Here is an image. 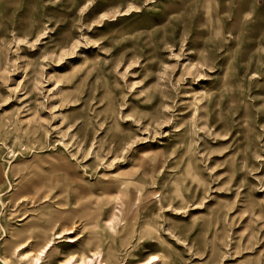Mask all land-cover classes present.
I'll return each instance as SVG.
<instances>
[{"label": "rangeland", "instance_id": "obj_1", "mask_svg": "<svg viewBox=\"0 0 264 264\" xmlns=\"http://www.w3.org/2000/svg\"><path fill=\"white\" fill-rule=\"evenodd\" d=\"M38 225L44 264H264V0H0V264Z\"/></svg>", "mask_w": 264, "mask_h": 264}, {"label": "bare ground", "instance_id": "obj_2", "mask_svg": "<svg viewBox=\"0 0 264 264\" xmlns=\"http://www.w3.org/2000/svg\"><path fill=\"white\" fill-rule=\"evenodd\" d=\"M37 196H39V193H37ZM46 197L47 196H44V197L41 196L40 199L41 200L46 199ZM29 229H27L28 234H29L28 237H26L25 239H22V242L14 243L13 253L21 261H27V260H29L27 255L29 253L36 252V254H34V256L30 259L32 261L31 264H44V260L47 258H50V252L54 248V245H55L54 240L55 239L53 237L55 235L52 236V234H50V232H49V231H51L50 227H46V226H42V225H38L36 227L37 230L35 231V233L31 232V230L33 228H29ZM63 233H64V231L59 233V234H56L57 235L56 239L65 238V235L66 236L71 235L73 232L68 231L65 235ZM14 236H17V234H12V237H14ZM36 241H37V243H35ZM77 241L78 240L74 239V238H68V240H67V242L70 244H75ZM34 244H36L37 249H36ZM26 249H31V251L23 253ZM95 257H96V261H95ZM65 264H68V263H65ZM75 264H100V253L93 254L92 258H85L82 260V263L76 262Z\"/></svg>", "mask_w": 264, "mask_h": 264}]
</instances>
